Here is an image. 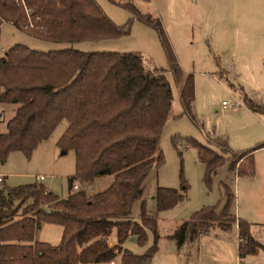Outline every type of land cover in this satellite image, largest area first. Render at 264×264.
<instances>
[{"label": "trees", "instance_id": "1", "mask_svg": "<svg viewBox=\"0 0 264 264\" xmlns=\"http://www.w3.org/2000/svg\"><path fill=\"white\" fill-rule=\"evenodd\" d=\"M111 1L128 9L124 23L113 22L96 0H0V24L9 21L35 37L72 42L117 37L128 32L132 19L141 21L157 32L164 48L179 86L180 113L198 125L192 74L175 61L158 17L129 0ZM241 101L252 112H264V104L246 93ZM0 103L16 104L0 132V161L12 150L28 157L62 119L66 124L56 145L62 152H74L64 197L35 181L0 185V264H95L114 257L118 264L148 262L154 242L141 254L122 247V242L129 234L144 241L146 226L155 239V212L183 197L177 188L157 185L152 196L155 211H146L141 200L139 221L130 217L143 179L163 160L158 141L171 104L163 69L145 67L140 54L132 51L37 50L13 43L0 53ZM186 142L196 147L204 163L205 181L223 164L234 175L252 173L253 151L264 146L263 139L235 150L220 136L210 137V143L192 137ZM103 174H110L111 181L101 190L87 194L82 186L72 188L74 181L84 184ZM220 184V208L204 205L193 210L168 236L181 247L211 227L229 229L235 223L236 253L242 259L264 244L250 234L249 222L235 215L234 194L226 182ZM41 222L61 226L56 244L35 238Z\"/></svg>", "mask_w": 264, "mask_h": 264}, {"label": "rangeland", "instance_id": "2", "mask_svg": "<svg viewBox=\"0 0 264 264\" xmlns=\"http://www.w3.org/2000/svg\"><path fill=\"white\" fill-rule=\"evenodd\" d=\"M96 1L116 24L124 23L130 15L128 9L116 2ZM129 1L142 12L158 17L175 61L184 73L192 74L193 112L199 127L180 113L179 86L168 67L157 32L137 19L130 21L126 34L72 42L35 37L11 22L3 21L0 24V53L13 43H22L37 50L74 47L89 51H132L140 54L145 67L162 68L171 89V104L158 141L163 160L143 179L141 196L133 201L130 217L139 221L141 200L146 211H155L152 196L157 185L177 188L183 197L173 206L155 212V239L152 228L146 226L144 241L139 242L134 234H129L122 247L141 254L154 242L155 250L144 264H234L236 236L233 226L223 230L212 227L206 237L188 242L187 251L179 256L174 254L177 247L168 235L193 210L204 205L220 208L223 201L220 181L226 182L234 194L232 209H245V177H234L223 164L205 181L204 163L198 159L196 147L187 143L186 138L210 143V137L220 136L231 147L232 142L229 143L226 133L233 143L236 136L244 134L248 137L245 148L253 146L255 142L251 141L256 137L264 139V112H253L257 118L248 115L242 110L241 101V94L246 93L264 104V54H261L264 50V0ZM15 106V103H0V132L5 130V121ZM65 124V119L58 122L28 157L19 150L8 152L0 161V174L3 175L0 185L15 186L35 181L64 197L67 194L66 178L74 171L73 150L62 152L56 145ZM254 151V170L258 174L256 185L261 190L256 194L251 192L250 199L260 209L258 215L264 219V149ZM38 175L42 178L37 179ZM110 176L98 175L87 183H79L78 188L82 186L89 193L101 190L106 187L105 180ZM61 230L59 224L41 222L34 236L37 240L56 244ZM258 231L257 238L264 243V227ZM216 241L219 243L218 257L211 250ZM113 259L118 264L117 258Z\"/></svg>", "mask_w": 264, "mask_h": 264}, {"label": "crops", "instance_id": "3", "mask_svg": "<svg viewBox=\"0 0 264 264\" xmlns=\"http://www.w3.org/2000/svg\"><path fill=\"white\" fill-rule=\"evenodd\" d=\"M261 54H264V50L262 51ZM242 110H244L247 114L249 113L248 115L255 116V113H253L250 109H248L243 104H242ZM226 134H227L226 136L228 138L229 143L232 142L231 143V147L235 148V150L245 149V139H248L247 136H245L244 134L241 135V136H236L237 138L234 139V143H233V141L230 140V137H229L228 133H226ZM260 138H262V137H256L255 139H253L254 141H251V142H255L256 143V142H258L260 140H263V139H260ZM257 149H264V146L259 147ZM256 151H259V150H256ZM254 153H255V151H254ZM233 176L234 177H238V176L245 177V179H246L245 182H244L245 183V194L247 195V201H246V204H245V209L240 211L239 208L237 207V209H234V213H235V215H237V216H239L241 218H244V219H246L249 222L250 234L257 241H259L260 243L264 244L262 241H260V239L257 238V235H256V233L259 232L258 230H261V228L264 227V219L261 217V215H258V211H260V209H258V207L256 208L254 206V204H253V201H251V199H250V193L251 192L256 194L258 191L261 190V188L258 187L259 185L258 186L256 185L258 174H257L256 170H254V168H253V171L250 174H245V175H234L233 174ZM260 180H259V182H260ZM0 181L1 182L3 181V175H1V174H0ZM110 181H111V176L108 179L106 178V180H105L106 183L105 184L108 185ZM86 193L90 194L89 192H86ZM255 212H256V214H255ZM232 226L235 229V236H236V224L234 223ZM211 230H212V227L208 231L199 234L193 240L199 241V239H201V237H206L207 235H209L211 233ZM193 240L186 241L185 243H183V245L181 247H177L178 249L174 248V252L176 251L174 254L179 256V254L182 253V255H183L184 252L187 251V248H186L187 247L186 246L187 243L191 242ZM112 243H113V239L111 238L109 240L108 244L111 245ZM218 245H219V243H218V241H216V242L213 243V247L214 248H211V250L213 251V253H214V255L216 257H218L220 255L219 254V246ZM221 259H222V256H221ZM99 263L106 264L105 262H99ZM256 263L264 264V248H259L254 253L246 255L242 259H239L237 257V253L235 255L234 264H256Z\"/></svg>", "mask_w": 264, "mask_h": 264}, {"label": "built area", "instance_id": "4", "mask_svg": "<svg viewBox=\"0 0 264 264\" xmlns=\"http://www.w3.org/2000/svg\"><path fill=\"white\" fill-rule=\"evenodd\" d=\"M17 1L22 2V0H17ZM41 178H42V175H38V176H37V179H41ZM78 187H79V182H78V181H74V182L72 183V188H73V189H77ZM106 264H116V262H115V260L112 258V259L108 260V261L106 262Z\"/></svg>", "mask_w": 264, "mask_h": 264}]
</instances>
